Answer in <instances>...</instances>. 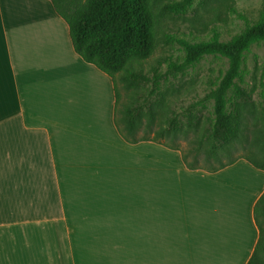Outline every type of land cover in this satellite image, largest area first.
Returning <instances> with one entry per match:
<instances>
[{"label":"crops","instance_id":"1","mask_svg":"<svg viewBox=\"0 0 264 264\" xmlns=\"http://www.w3.org/2000/svg\"><path fill=\"white\" fill-rule=\"evenodd\" d=\"M48 0H0V264H246L264 171L129 144Z\"/></svg>","mask_w":264,"mask_h":264},{"label":"trees","instance_id":"2","mask_svg":"<svg viewBox=\"0 0 264 264\" xmlns=\"http://www.w3.org/2000/svg\"><path fill=\"white\" fill-rule=\"evenodd\" d=\"M48 1L66 23L75 54L110 78L115 97L114 124L125 142H152L179 151L188 170L215 173L243 159L264 171V64L258 83L249 90L242 87L246 54L253 46L264 44V0L257 19L243 18V29L227 41L216 33L195 43L177 40L185 55L181 63H171L172 69L182 72L207 56L227 62L225 72L205 96L180 113L164 102L160 91L163 75L157 71L147 75L142 64L156 49L162 18L184 15L193 0ZM164 37L170 41L169 36ZM118 82L131 94L127 102H120ZM256 89L262 103L259 107L253 100ZM180 136L188 140L187 151L175 143ZM238 151L245 154L235 157ZM253 220L258 238L246 264H264V191L254 204Z\"/></svg>","mask_w":264,"mask_h":264},{"label":"rangeland","instance_id":"3","mask_svg":"<svg viewBox=\"0 0 264 264\" xmlns=\"http://www.w3.org/2000/svg\"><path fill=\"white\" fill-rule=\"evenodd\" d=\"M169 1L180 2L182 0ZM262 1L193 0L190 8L184 15H165L162 18L158 27L156 49L143 62L142 66L144 72L149 76L154 71L163 75L160 83V91L164 93V102L167 107L180 113L183 108L201 100L215 80L227 68L225 59L213 56L204 57L194 67L183 70L182 72L170 68L171 63H181L185 55L177 40L195 43L208 40L216 33L219 34L221 40L227 41L243 29L245 24L243 18L249 21H255L257 19ZM164 36H169L170 41L165 39ZM263 64L264 44L260 43L253 46L245 56V62L243 64V70L245 72L243 88L249 90L254 84L256 85L258 83ZM117 87L121 96L120 102H127V98L131 95L130 92L124 90L119 82L117 83ZM258 94L259 89H256L253 94V100L257 107L262 104ZM211 105V102L208 103L209 111L211 110ZM162 119L160 118L158 121ZM120 126L122 127V124ZM141 135L142 132L140 131L138 137ZM190 138L191 135L188 136V140ZM188 140L180 136V139L175 143H178L180 148L187 151L189 149ZM242 154L245 153L238 151L234 155L237 157L243 156ZM200 160L201 165L205 167L203 158H200Z\"/></svg>","mask_w":264,"mask_h":264}]
</instances>
